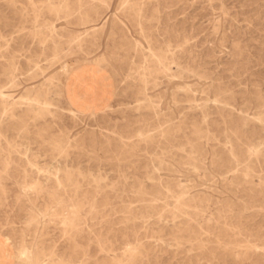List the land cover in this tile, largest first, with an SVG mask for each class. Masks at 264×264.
<instances>
[{"label": "rangeland", "instance_id": "1", "mask_svg": "<svg viewBox=\"0 0 264 264\" xmlns=\"http://www.w3.org/2000/svg\"><path fill=\"white\" fill-rule=\"evenodd\" d=\"M0 264H264V0H0Z\"/></svg>", "mask_w": 264, "mask_h": 264}, {"label": "crops", "instance_id": "2", "mask_svg": "<svg viewBox=\"0 0 264 264\" xmlns=\"http://www.w3.org/2000/svg\"><path fill=\"white\" fill-rule=\"evenodd\" d=\"M115 81L107 72L85 73L80 79H72L64 87L63 95L68 105L86 112H100L115 99Z\"/></svg>", "mask_w": 264, "mask_h": 264}]
</instances>
